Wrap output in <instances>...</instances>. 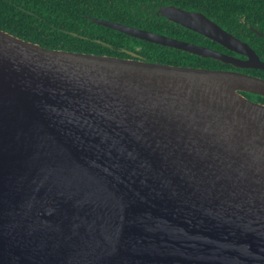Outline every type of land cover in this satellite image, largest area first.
<instances>
[{
	"label": "water",
	"instance_id": "95a60500",
	"mask_svg": "<svg viewBox=\"0 0 264 264\" xmlns=\"http://www.w3.org/2000/svg\"><path fill=\"white\" fill-rule=\"evenodd\" d=\"M157 15L246 59L92 20L264 70L204 13ZM128 53L48 49L0 29V264H264V104L243 94L264 97V79Z\"/></svg>",
	"mask_w": 264,
	"mask_h": 264
},
{
	"label": "trees",
	"instance_id": "16d2710c",
	"mask_svg": "<svg viewBox=\"0 0 264 264\" xmlns=\"http://www.w3.org/2000/svg\"><path fill=\"white\" fill-rule=\"evenodd\" d=\"M165 5L204 13L247 41L264 60V0H0V29L48 49L121 58L129 57L122 51L128 50L148 62L221 67L220 61L142 41L92 20L121 23L229 53L222 45L157 15ZM249 73L264 79V70ZM255 98L264 104V97Z\"/></svg>",
	"mask_w": 264,
	"mask_h": 264
},
{
	"label": "flooded vegetation",
	"instance_id": "af4514ba",
	"mask_svg": "<svg viewBox=\"0 0 264 264\" xmlns=\"http://www.w3.org/2000/svg\"><path fill=\"white\" fill-rule=\"evenodd\" d=\"M199 45V44H198ZM203 46V45H202ZM206 47V46H205ZM209 48V47H208ZM211 49H214V48H211ZM214 50H218V49H214ZM122 51H124V50H122ZM218 51H220V50H218ZM128 52H133V51H128L127 50V52L126 51H124V53L126 54V55H129V57H126V58H132V56L128 53ZM220 52H223V53H226V54H229V55H232V56H236V57H239V58H242V59H246V57H244V56H240V55H238V54H235V53H233V52H230V51H228L229 53H227V52H224V51H220ZM137 54V53H136ZM260 57V56H259ZM262 60V59H261ZM264 61V60H263ZM222 63V62H221ZM209 69H215V68H209ZM217 69H223V70H234V71H241V72H244V73H248V74H251V73H249L250 71H254V69H240V68H236V67H234V66H232V65H229V64H224V63H222V66L221 67H219V68H217ZM252 75V74H251ZM244 94V93H243ZM249 93H247V95H245L246 97H248L250 100H254V101H256V102H258L257 101V99L255 98V96H253L252 94H250V95H248Z\"/></svg>",
	"mask_w": 264,
	"mask_h": 264
}]
</instances>
